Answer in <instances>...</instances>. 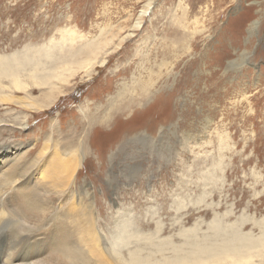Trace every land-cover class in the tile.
I'll return each instance as SVG.
<instances>
[{"label": "rangeland", "instance_id": "1", "mask_svg": "<svg viewBox=\"0 0 264 264\" xmlns=\"http://www.w3.org/2000/svg\"><path fill=\"white\" fill-rule=\"evenodd\" d=\"M149 1L0 0V96L12 97L0 105V185L18 167L85 158L70 182L3 186L0 221H41L43 264L230 248L264 264V244L259 258L250 250L264 242V0H155L136 31ZM61 74L73 87L58 96ZM25 198L43 211H22ZM18 231L3 230L0 248L36 244Z\"/></svg>", "mask_w": 264, "mask_h": 264}, {"label": "bare ground", "instance_id": "2", "mask_svg": "<svg viewBox=\"0 0 264 264\" xmlns=\"http://www.w3.org/2000/svg\"><path fill=\"white\" fill-rule=\"evenodd\" d=\"M154 1L155 0H151L147 3V7L145 10H142L140 15L142 16L141 20L136 22L134 27L137 30H140L142 28V24H143V19L147 16L150 15L152 9H153V6H154ZM258 27L259 26V22L257 21L256 23H252L251 25V30H250V35L253 34L254 32H252L254 30L255 27ZM134 34H128L127 35V39L133 37ZM185 39V38H184ZM183 39V40H184ZM124 40V41H125ZM123 41V42H124ZM184 43V41H182ZM106 54V53H105ZM90 58V55L87 56ZM88 59V58H87ZM73 60V59H72ZM86 60V58H85ZM78 62V61H77ZM81 62V61H80ZM92 62V61H91ZM72 63H76V61L72 62ZM105 63V58H102L100 61L97 62V66H103ZM2 64V63H1ZM93 64V63H92ZM72 65V64H71ZM90 66V65H89ZM66 70V69H65ZM96 69H94L93 67L90 68V70L88 69L87 72H86V77L85 79H88L92 76V74L95 72ZM4 71V70H3ZM70 77L71 75H64V74H61L60 76H55L53 78H56L57 81H60L62 83L61 87L57 90V95L58 96H61L63 94H65V92L69 91V89L73 87V85L70 84ZM52 78V79H53ZM51 79V81H52ZM20 80V79H19ZM17 81V78L15 75H12L11 76V84H13V86H11L12 88H15V89H24L25 88V85L23 82L21 81ZM32 81L33 83H39L41 84V82H39L36 78V76H33L32 78ZM55 81V80H53ZM48 82V81H47ZM55 83V82H54ZM38 84V85H39ZM51 87V86H50ZM53 87V86H52ZM56 87V86H55ZM147 87V85H146ZM63 88V89H62ZM64 90V91H63ZM64 92V93H63ZM52 95V94H51ZM57 96H54L52 99L54 100ZM11 99L12 97H10V95H3L0 96V105L2 106L4 103L7 104L11 102ZM51 100V99H50ZM16 102V101H14ZM49 102V101H48ZM47 102V103H48ZM50 103V102H49ZM19 105H21L23 108L25 107H29L28 105H25L26 102H23V100L19 101L18 102ZM53 104V103H51ZM50 104V105H51ZM52 106V105H51ZM47 107V106H45ZM31 108V107H30ZM34 108V107H33ZM42 108H44L42 106ZM42 108H37L35 110H33L34 112H37V111H42ZM48 108V107H47ZM32 110V109H31ZM106 122L105 121L102 125H106ZM25 127H22V130L25 129ZM8 155V154H7ZM41 159V158H40ZM80 159V161L78 160ZM61 162H58V164H54V165H50V166H44V167H41L42 165L40 163H36L34 164L33 166H26V167H18L17 169V172L15 173V175L12 176V174H9L6 179L1 183L0 185V192L3 190L2 188L5 189V187L3 186H9L8 184H13V185H20V184H23L24 182H27V181H30L31 179H29L30 177H34L38 174V177H37V181L36 183L39 185V187L41 188H45L48 184H46V180H47V177H45V174H49L50 178H54L56 176V174H60V176L63 174L66 176V180L67 182H70L73 175H74V167L76 165V163L78 164L79 168H81L85 158L84 157H78L77 155H65L62 158H60ZM73 160V161H72ZM78 160V161H77ZM77 161V162H76ZM21 168V169H20ZM12 169V168H11ZM15 169V168H14ZM11 171V170H10ZM13 171V170H12ZM27 175H29L28 177H26ZM26 177V178H24ZM27 180V181H26ZM31 182V181H30ZM61 182V181H60ZM29 183V182H28ZM7 184V185H6ZM31 185V184H30ZM36 185V184H35ZM66 186V185H65ZM28 187V186H27ZM60 187V186H59ZM13 189V187H11ZM10 188V189H11ZM20 188V187H19ZM8 188H6L7 190ZM23 189V188H22ZM19 189L17 188V191ZM24 190V189H23ZM21 191V190H20ZM18 191V192H20ZM15 192V190H14ZM2 193V192H1ZM21 193V192H20ZM50 193V192H49ZM11 194V193H10ZM15 194V193H14ZM13 194V196H14ZM53 195V194H52ZM2 196V195H1ZM7 196V195H6ZM12 196V197H13ZM8 200V199H6ZM36 201H38L37 199L35 201H29L28 199L26 200L25 198V201L23 203H21L22 205H19V206H25L24 208H26V210H22V211H26V212H42L43 211V206L44 204L42 203H35ZM43 202V201H41ZM4 205V204H3ZM11 205V204H10ZM8 207V206H7ZM6 209V207H3ZM8 208H10L11 210V206H9ZM21 208V207H20ZM13 209V208H12ZM23 209V208H22ZM6 211V210H5ZM19 211V210H18ZM17 211V212H18ZM12 212V210H11ZM9 213V212H7ZM19 213V212H18ZM44 214V213H43ZM42 214V215H43ZM5 216V215H4ZM7 216V214H6ZM12 216V215H11ZM28 216V215H27ZM26 216V217H27ZM37 216V215H36ZM3 217V216H2ZM25 217V218H26ZM14 218V217H13ZM24 218V220H22L20 217L19 219H10V220H6V221H0V234L3 230L5 229H8L10 226H15V227H18L19 228V231H20V237H23L25 241H29L30 240V243H36L35 241L41 239V235L39 233V229H41L40 227V223L41 221H38V222H30L27 220L26 222V219ZM29 218V217H28ZM30 219V218H29ZM38 219V218H37ZM36 219V220H37ZM43 219V218H42ZM1 220V218H0ZM42 224V223H41ZM56 224V223H55ZM51 225V224H50ZM89 225V224H88ZM53 226V225H52ZM90 226V225H89ZM87 227V226H86ZM92 228V227H91ZM94 229V227L92 228ZM42 230V229H41ZM17 231V230H16ZM18 231V232H19ZM46 231V229H45ZM48 231V230H47ZM44 233V232H43ZM53 233V232H52ZM50 234V233H49ZM61 234V233H59ZM14 236V235H13ZM18 236V235H17ZM17 236H15L17 238ZM55 236V235H54ZM53 236V237H54ZM58 236V235H57ZM85 237V236H84ZM63 238V237H62ZM70 238V237H68ZM56 239V238H55ZM54 239V240H55ZM21 240V239H20ZM59 240V238H58ZM71 240H72V236H71ZM6 241V240H5ZM63 241V240H62ZM18 242V241H17ZM53 242V241H52ZM57 242V241H56ZM26 243V242H25ZM66 243H68V246L69 247V243H71V241L67 240ZM8 244V243H7ZM17 244V243H16ZM261 246L262 244H264L263 241H259V242H254V245L252 248L251 246V252L253 253L252 249L256 250L258 247V245ZM37 245L34 244L33 246L31 247H27V246H24V245H21L20 248H18L17 246L15 245H11L10 243L5 247V248H0V264H43L42 262H37V260H35V258L37 257L36 255H38V253H36L34 250H35V246ZM50 245V244H49ZM75 245L74 247L77 249V246L76 244H73ZM63 246V245H62ZM50 247V246H49ZM51 248V247H50ZM201 248V247H200ZM256 248V249H255ZM67 249V248H66ZM69 249V248H68ZM103 249V248H102ZM262 249V248H261ZM53 250V248H52ZM97 250V249H96ZM99 250V249H98ZM248 250V249H247ZM67 251V250H66ZM236 251L235 250H232L231 248L228 250H224V251H214V252H211L210 254H206L203 258L201 257L200 260H197V261H187L186 258H183L181 257L180 259L181 260H178L177 262H171V263H168V264H245L247 263L249 260L248 259H253L254 257H248V258H245L244 256H240L242 255V253L240 254L239 251L237 252H234ZM261 251V250H260ZM99 252V251H97ZM200 252V251H199ZM248 253H250L251 255V252H249V250L247 251ZM244 253V252H243ZM73 254V253H72ZM99 254V253H98ZM254 254V253H253ZM258 255V253H256ZM254 254V256L256 255ZM51 255V254H50ZM101 255V254H99ZM104 254H102L103 256ZM201 255V254H200ZM259 258V256H257ZM60 256V255H59ZM57 256V257H59ZM68 256V255H67ZM263 256V255H262ZM50 257V256H49ZM53 257V256H52ZM191 257V256H189ZM264 257V256H263ZM262 257V258H263ZM261 258V259H262ZM48 259V258H47ZM99 259H102L99 257ZM191 259V258H190ZM194 259V258H193ZM40 260V259H39ZM54 260V259H53ZM175 260V258H174ZM192 260V259H191ZM47 261H51L53 262L52 260H47ZM105 261V259H104ZM103 261V263H104ZM254 261V260H253ZM264 261V260H263ZM256 261H254L255 263ZM262 263V262H261ZM85 264V263H84ZM165 264V263H163Z\"/></svg>", "mask_w": 264, "mask_h": 264}]
</instances>
